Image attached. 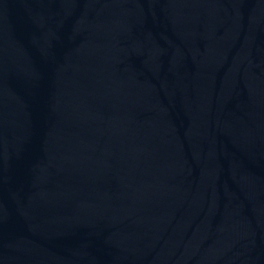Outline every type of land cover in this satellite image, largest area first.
I'll return each mask as SVG.
<instances>
[{"label": "water", "instance_id": "95a60500", "mask_svg": "<svg viewBox=\"0 0 264 264\" xmlns=\"http://www.w3.org/2000/svg\"><path fill=\"white\" fill-rule=\"evenodd\" d=\"M0 264H264V0H0Z\"/></svg>", "mask_w": 264, "mask_h": 264}]
</instances>
